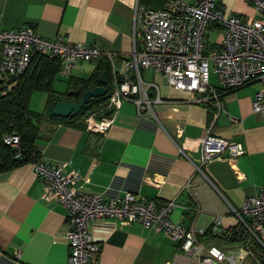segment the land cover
<instances>
[{
	"label": "crops",
	"instance_id": "0c3cea01",
	"mask_svg": "<svg viewBox=\"0 0 264 264\" xmlns=\"http://www.w3.org/2000/svg\"><path fill=\"white\" fill-rule=\"evenodd\" d=\"M166 1L0 0V29L28 25L46 38L60 35L123 56L133 47L135 5L160 9ZM221 7L245 20L257 15L249 0H222ZM219 42L217 37L211 45ZM99 60L82 61L66 76L57 73L54 91L62 93L69 81L89 78ZM142 79L163 86L168 99L140 113L130 100L121 101L110 114L100 111L103 103L95 116L112 119L105 134L85 129L84 118L70 125L41 121L35 139L37 161L58 164L65 174L77 173V187L105 199L130 192L139 199L174 201L177 206L170 219L192 226L199 241L214 243L203 234L212 218L221 216L224 226L235 225L231 207L264 188V117L251 109L258 88L251 83L227 91L221 98L225 112L215 115L212 107L193 102L189 93L166 88L152 69H144ZM210 82L216 83L214 74ZM47 96L34 91L30 102L37 98V106L45 109ZM209 129L240 142L244 154L235 163L225 159L203 163L200 139ZM42 193L43 183L32 163L0 173V264H65L67 211ZM89 232L100 247L98 264H190L171 237L139 222L125 225L117 218H96Z\"/></svg>",
	"mask_w": 264,
	"mask_h": 264
},
{
	"label": "built area",
	"instance_id": "2783aa9c",
	"mask_svg": "<svg viewBox=\"0 0 264 264\" xmlns=\"http://www.w3.org/2000/svg\"><path fill=\"white\" fill-rule=\"evenodd\" d=\"M221 1L168 0L160 9L135 5L133 47L123 56L70 42L60 35L46 38L28 25L0 29V89L11 87L15 81L9 80L21 75L37 55L58 59V73L64 76L82 61L104 58L110 63L111 79L110 94L101 112L116 110L123 100L134 102L139 113L164 103L168 99L164 87L142 79V71L152 69L164 79L166 88L189 93L193 102L212 107L215 115L225 112L221 100L224 93L260 82L251 109L264 117V0H249L257 14L251 20L226 13ZM213 28L220 42L208 47L205 33ZM211 74L216 76L215 84L210 82ZM150 89L155 90L154 95ZM83 122L85 129L105 134L112 119L106 114L96 118L94 113ZM4 142L18 147L19 136L7 134ZM200 152L203 163L213 159L235 163L245 149L240 142L216 136L209 129L200 139ZM32 165L43 183L42 197L56 199L67 211L65 264H98L100 247L89 232V224L96 218H117L125 225L139 222L162 231L176 242L180 253L189 257L190 264H264V188L245 197L237 208L231 207L235 225L226 227L221 216L212 218L205 237L236 244L225 250L199 241L192 226L172 221L169 214L177 206L174 201L139 199L130 192L105 199L81 190L75 185L77 173L65 174L58 164L36 161Z\"/></svg>",
	"mask_w": 264,
	"mask_h": 264
},
{
	"label": "trees",
	"instance_id": "16d2710c",
	"mask_svg": "<svg viewBox=\"0 0 264 264\" xmlns=\"http://www.w3.org/2000/svg\"><path fill=\"white\" fill-rule=\"evenodd\" d=\"M59 69L58 59L37 55L21 75L9 80L10 82L15 81L11 87L0 89V173L39 160L40 152L35 147V139L41 121L48 120L69 125L79 123L87 115L94 114L93 109H99L107 100L110 94L111 66L106 59L100 58L89 78L69 81L67 89L62 93L54 91L52 86ZM102 71H105L107 79L106 94L84 104L81 111L74 117L61 118L51 114L57 101L72 99L76 102L85 90L97 86V78ZM34 91H45L48 94L45 109L41 113L29 108L30 97ZM7 134L19 136L18 147H12L4 142ZM208 229L209 227L203 233L204 236L208 235ZM217 239L211 240L216 244Z\"/></svg>",
	"mask_w": 264,
	"mask_h": 264
},
{
	"label": "water",
	"instance_id": "95a60500",
	"mask_svg": "<svg viewBox=\"0 0 264 264\" xmlns=\"http://www.w3.org/2000/svg\"><path fill=\"white\" fill-rule=\"evenodd\" d=\"M97 83V86L85 90L82 97L76 102H71L67 100L57 101L51 110V114L61 118L76 116L81 111L84 104L88 103L93 98L106 94L107 79L105 71H102L100 73L97 78ZM110 113L111 111L109 110L106 114Z\"/></svg>",
	"mask_w": 264,
	"mask_h": 264
},
{
	"label": "rangeland",
	"instance_id": "374dc122",
	"mask_svg": "<svg viewBox=\"0 0 264 264\" xmlns=\"http://www.w3.org/2000/svg\"><path fill=\"white\" fill-rule=\"evenodd\" d=\"M206 33H208V38H207L208 40L206 41V43H207L208 47H212L211 44L213 43V41H215L217 39V37L219 38L220 36L216 34V31H215L214 28L206 30ZM211 79H212V81H214V77L213 76L211 77ZM61 81L64 82V83L66 82L65 80H61ZM260 86H261L260 82L259 83L255 82V83L250 85V87H256V88H259ZM36 102H37V98L35 99L34 103L29 101V108L31 110H34L35 112H39V113L43 112L44 105L42 104V105H40V107H38ZM93 110L96 112V111H98V108H94ZM97 115H99V114L97 113ZM217 240H218V242L216 244L218 246L222 247L225 250H228V249H230V248H232L233 246L236 245L235 243L234 244L233 243L232 244L231 243H224V241H222L219 238ZM245 264H249V261H246Z\"/></svg>",
	"mask_w": 264,
	"mask_h": 264
}]
</instances>
